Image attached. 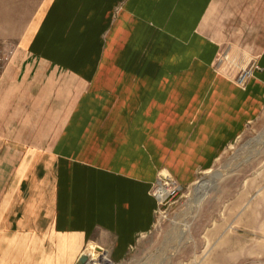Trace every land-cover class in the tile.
Instances as JSON below:
<instances>
[{
	"label": "crops",
	"instance_id": "1",
	"mask_svg": "<svg viewBox=\"0 0 264 264\" xmlns=\"http://www.w3.org/2000/svg\"><path fill=\"white\" fill-rule=\"evenodd\" d=\"M215 2L39 0L0 83V264H77L91 244L123 262L159 174L191 187L259 118L264 35L240 86Z\"/></svg>",
	"mask_w": 264,
	"mask_h": 264
},
{
	"label": "rangeland",
	"instance_id": "2",
	"mask_svg": "<svg viewBox=\"0 0 264 264\" xmlns=\"http://www.w3.org/2000/svg\"><path fill=\"white\" fill-rule=\"evenodd\" d=\"M16 1L0 0V83L22 23L39 2ZM263 8L264 0H216L208 13L210 35L221 48L218 66L236 79L259 69ZM34 130L29 125L24 131ZM87 249L102 251L94 244ZM97 253L93 264H264V108L210 171L157 211L153 229L123 262Z\"/></svg>",
	"mask_w": 264,
	"mask_h": 264
},
{
	"label": "built area",
	"instance_id": "3",
	"mask_svg": "<svg viewBox=\"0 0 264 264\" xmlns=\"http://www.w3.org/2000/svg\"><path fill=\"white\" fill-rule=\"evenodd\" d=\"M253 72L250 70L243 71L237 78V82L240 86H244L247 81L252 77ZM184 188L169 174L160 173L158 180L154 184L151 190L152 196L157 200L158 209L165 206L167 203L176 199L179 194L183 192ZM157 213V212H156ZM103 250V249H102ZM85 253H89L90 259L87 264H93L92 262V254L88 251ZM104 257H107V252L103 250Z\"/></svg>",
	"mask_w": 264,
	"mask_h": 264
},
{
	"label": "bare ground",
	"instance_id": "4",
	"mask_svg": "<svg viewBox=\"0 0 264 264\" xmlns=\"http://www.w3.org/2000/svg\"><path fill=\"white\" fill-rule=\"evenodd\" d=\"M216 177V176H215ZM209 185V182H207V183H203V184H201V186H200V190H204L205 189V187H207ZM204 188V189H203ZM209 192V191H208ZM200 193V192H199ZM206 195V194H205ZM202 198V197H201ZM204 198V197H203ZM202 201V200H201ZM200 202V201H199ZM199 204V203H198ZM91 253H92V261H97V260H99V259H97L99 256H100V254H98V253H94V252H92L91 251ZM94 259H96V260H94Z\"/></svg>",
	"mask_w": 264,
	"mask_h": 264
},
{
	"label": "water",
	"instance_id": "5",
	"mask_svg": "<svg viewBox=\"0 0 264 264\" xmlns=\"http://www.w3.org/2000/svg\"><path fill=\"white\" fill-rule=\"evenodd\" d=\"M90 259L89 253L83 254L77 264H87Z\"/></svg>",
	"mask_w": 264,
	"mask_h": 264
}]
</instances>
